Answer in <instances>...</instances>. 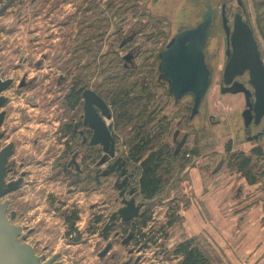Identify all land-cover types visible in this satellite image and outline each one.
I'll return each instance as SVG.
<instances>
[{"label":"rangeland","instance_id":"obj_1","mask_svg":"<svg viewBox=\"0 0 264 264\" xmlns=\"http://www.w3.org/2000/svg\"><path fill=\"white\" fill-rule=\"evenodd\" d=\"M6 1L0 0V64L2 74L14 78L27 74L29 79L34 76L37 78L35 89L27 86L20 90L10 89L5 92L11 97L6 126L9 127L10 139L14 140L17 146L16 158L25 155L29 158L28 163H30L25 167L29 175L26 176L24 185L4 196L10 198L7 216L11 217L10 213L15 212V216L10 219L11 223L36 228V232L29 234L27 240L33 244L37 252L49 255L53 251H59L61 258L68 261L69 264H98L97 240H92L96 236H89L86 233L83 236L84 240L75 245L62 234L66 225L61 217L65 208L61 207L60 196L65 193L67 185L62 187L60 182L58 183V181H64L65 176L59 168L58 159L61 158L59 149L62 147L60 146L62 141L56 136L57 130L55 128L58 127L57 125L63 117L64 119L67 116L72 117V115H78L82 111L79 106L73 114L69 112L66 115L58 112V103L55 99L61 94L53 92L52 96L51 94L48 95L49 86L51 85L53 88L55 78L64 69L68 80L65 85L83 84L95 91L102 92V95L113 104L118 142L124 144L127 150L135 144L146 141L148 144L143 151L145 154L152 150L158 151L160 149L167 152L172 150L170 131L175 123L174 117H178L179 112L185 113L186 111L184 108L168 106L166 117L170 118L166 122L170 123L172 128L170 130L165 127L159 132L156 120L160 118V114H156L150 120L147 119V112L152 108V99H155L157 92L144 91L136 86L139 76L135 72L129 73L121 65L120 55L124 50L117 48V42L114 39L107 38L113 36V33L114 36H117L114 29H117L120 35V30L122 32L127 30L131 22L141 21L144 17L140 15L142 13L140 7L147 0H68V5L64 2L63 8L58 6L59 9L55 10V13L60 15L55 16L59 23L67 18L68 24L66 27L55 26L54 29L59 31V34H55L54 37L57 36L58 39L52 41L45 39L47 33L45 28L50 27L47 24L50 23V20L46 19L43 13H41L42 17L33 18V5L37 4L39 8L47 9L49 8L48 5L57 6L62 0H46L48 5H45V0H40L41 4L37 1L32 5H30V0L21 2L25 4L24 8L22 7V15H25L26 18L22 17L20 22L17 13L20 7L14 3L2 10V4ZM197 1L198 13L195 22L201 21L203 18L205 2L211 3L215 10L214 26H212L208 38L209 52L211 51V54L212 51L217 53L212 84L203 98L198 115L193 120L194 123L197 121V129L203 132L204 143L207 142L209 145L203 150L202 145H194L189 137L187 144L181 149L180 156L178 155L175 159H163L158 174L162 181V188L152 199L145 201L144 207L149 217L144 231L153 230L147 250V264H158L162 259L160 257L162 251L167 252V256H170L167 264H178L181 260V255H176L172 251L180 241L175 237L173 228H169L168 221H174L178 214V202H175L174 199L178 197L179 181L186 178L180 173V168L184 166L183 163L185 166L193 164L191 158L184 155V151L194 149L198 155L200 153L204 157L206 154L210 157L212 155L214 160H210L206 166L213 167L216 165L217 158L220 157L217 152L212 153L215 149L217 134L226 139L224 148L227 149L237 138L252 135L264 127L263 119L260 124H251L250 127L244 129L241 117V111L245 107L243 93L223 94L219 87L225 63V34L221 22V4H226L229 25L232 23L234 12L240 11L241 7H239L237 0ZM241 1L244 17L253 29L264 61V0ZM183 3L184 0H179L176 11L171 15L172 17H166L171 21L173 20L172 23L175 25L180 24V22H187L189 19V8L186 11ZM219 27L221 31H219ZM37 28L40 29L38 37L42 41L33 43L31 38L35 37L33 31ZM99 36L102 37L101 40L104 39L101 43H99ZM51 52L54 53L53 57L56 54L59 57L44 59L39 66L36 65L42 54ZM111 57H113L112 60H109ZM33 94H36L39 99L40 107L38 108H34ZM59 116L62 118L57 123L53 124L49 120H57L56 117ZM209 117L211 120L207 119ZM13 129L16 132L12 134ZM152 133L155 135L151 138L149 134ZM7 137L9 136L7 135ZM97 156H99L98 153ZM128 163L134 174L138 175L140 172L139 165L133 164L130 160ZM202 166L205 167V163ZM109 184L110 182L103 185L101 191H97L96 196H87L84 200L82 204L84 208L82 210L83 226H87L90 221L89 218L94 213L93 210L89 209V203L97 200L99 202L97 205L100 203L103 205L107 202L108 197L113 199L115 196L116 193L111 190ZM165 184L168 185L166 188H164ZM20 195L22 196L20 197ZM37 204V209H31ZM116 205H110L109 209L103 212L108 213ZM105 208L108 207L101 206L96 211ZM20 212L22 213L20 214ZM37 218L38 220H36ZM116 247L121 249L118 245Z\"/></svg>","mask_w":264,"mask_h":264},{"label":"flooded vegetation","instance_id":"obj_2","mask_svg":"<svg viewBox=\"0 0 264 264\" xmlns=\"http://www.w3.org/2000/svg\"><path fill=\"white\" fill-rule=\"evenodd\" d=\"M25 1L27 0H7L2 4V10L7 9L11 4L15 3L16 6L21 8H19L17 12L20 22L22 17L26 18L25 15H22V7L24 8L25 4L21 3ZM37 1L41 4L40 0H30V5L35 4ZM178 1L179 0H147V2L142 4L140 7L142 11L140 15L144 17L141 21L135 20L131 22V25L127 30L123 32L122 30H120V35L118 34V30L114 29L117 36H114L113 33V36L107 37L111 40L114 39V41L117 42V48H119L120 50H124L120 55L121 65L124 69L128 70L129 73L135 72L139 76L136 86H138L139 89H143L144 91L151 90L157 92V94L155 95V99H152V108L147 112V119L150 120L156 114H160V118L156 120V124H158L157 129L159 132L162 131V129H165V127L169 128L170 130L172 128L170 123L166 122L170 118L166 117L168 115V106L173 105L176 108H184V110L186 111L185 113L179 112L178 117H174L175 123L172 130L170 131V140L173 144V148L168 152L163 151V153L171 154L166 158L172 159H175L176 157H178V155H181V149L184 145L187 144L189 137L192 139L194 145H198V143H202L201 141L205 140L202 130L199 131L197 129V121L195 123L193 122L199 112L198 110L197 113L192 114L194 100L193 95L191 93H186L184 95L176 96L172 91L170 92L171 82L168 77L164 76L165 69H163L162 67L163 52L171 46V43L174 41L177 34L183 28H194L200 22H195V18L198 13L197 0H184L183 5L185 6L186 11H188L187 8H189V19L187 20V22H180V24L178 23L177 25H175L174 23H172L173 20L171 21L167 19L166 17L171 18V15H173L176 11ZM64 2L68 5V0H62L61 3L57 6L53 4L48 5V2H46L45 0V5L49 6V8L47 9H44V7L39 8L37 4L33 5V18L38 19L42 17L41 13H43L45 18L50 20V23H47L50 25V27L45 28L47 32L45 38L46 41L58 39L57 36L54 37L55 34H59V31L54 29L55 26L66 27L68 24L67 18L63 20L62 23H59V20L55 18V16L59 15V13H55V10H58L59 7L63 8ZM208 3L209 2L204 3L203 16L206 11V4ZM237 3L238 5L239 3L241 4L239 5V7H241L240 11L243 14L244 11L242 1L237 0ZM211 7L213 10L212 23L208 29V34L202 47L205 64L209 70V84L207 90L212 84L213 68L217 56V53L215 51H212L211 54V51L209 52L208 49V38L210 37L212 26H214L213 21L215 10L213 9L212 4ZM223 11L225 16L227 17L225 3L221 4V22ZM39 31L40 29L38 28L33 31V34L35 35V37L31 38V41L33 43L42 41V39L38 37ZM219 31H221L220 27ZM99 37V43L103 42L104 39L101 40L102 37ZM228 42L229 41L225 36V63L223 65L222 77L219 83L220 91L221 88L228 87L223 83V70L227 61L225 51L227 50V48H229V51H231V46L228 45ZM53 54L54 53L52 52L44 53L42 55L40 54V60H38L36 65L39 66L41 64V61H43L44 59H50V57H53ZM58 57L59 55L56 54V56H54L53 58ZM112 58L113 57H111L109 60H112ZM111 64L112 62L110 63V65ZM0 79L1 81H10L7 87L0 92V95L5 98L4 103L0 106V111H4L3 120L0 124V150L10 143L13 144L12 153L7 158L6 162L4 184L21 178L17 187L14 188L20 189V186L24 185L26 176L29 175V173L27 172L28 170H25V167H27L30 163H28L29 158L25 155L20 156L18 159L16 158L17 146L15 141L10 139L11 134L9 133V127L7 128L6 126L7 119L9 118L8 105L11 104V97H9L5 92L9 91L10 89L20 90L27 86L35 89L37 86V78L34 76L32 79H29L27 74L21 75L19 78H14L13 76H4L2 74V66L0 64ZM234 80L241 82L245 86L251 88L247 83V71H245L241 75L236 76ZM66 81H68L67 74L63 69L55 78V84L53 85V88H56L53 89L50 85L48 91V95L51 94V96L53 92L61 94L55 99L58 103L57 111L61 114L65 113L66 115H68L69 112L73 114L74 112H76V108L79 106L81 107L82 111V113L80 112L78 115H72V117L67 116L65 119L64 117L63 119H60L62 118L61 116L56 117L57 120L49 119L53 124L61 120L55 130H57L56 136L62 141V143L60 144V146L62 147L61 149H59L61 158L58 159V163L61 173L65 176L64 181H58V183L60 182V186L62 187L67 185L65 193H63V196H60V200L62 202L61 207L65 208V210L61 214V217L66 225V229L62 234L66 236L72 244L75 245H78L82 240H84L83 236L86 233L89 234V236H96V238L92 240H97L96 254L98 264H147V250L149 249L150 243L147 236L148 232L144 230L149 219H147L144 224L139 223V221L141 217H144V215L148 216V214L144 210V207L145 201L149 199L144 198V196L140 192V172L138 173V175L134 174V172L130 169L128 163L130 160L133 164H138V168L141 171L140 159H135L136 153L133 147L126 150L124 144L119 143L116 138V119H114L115 115L114 108H112V102L107 100L102 95L103 93L99 90L95 91L94 89L83 84L74 85V83H71L69 85H65ZM140 81L141 83L139 84ZM85 88L94 90L102 98L103 102L107 106L109 117H106L99 107H97V112L112 137L114 147L113 155L105 151L101 144L89 143V140L91 139V136L93 134V129L84 120V98L82 92ZM132 88H134V86ZM203 98L201 100L200 106L202 104ZM32 99L35 100V103L33 104L35 106L34 108L40 107V103L38 102L39 99L36 94H33ZM51 101L53 102V100ZM207 119L211 120L210 117ZM244 129L246 128L244 127ZM15 132L16 130L13 129L11 133L13 134ZM7 135L9 137H7ZM154 135V133L149 134V137L152 138V136ZM97 153L99 156H97ZM104 156H106L105 161L100 163L99 161ZM185 156L187 158H191V160H193L194 158V155L192 156L189 153L185 154ZM119 162H122L121 167L119 166ZM123 167L126 169V172L123 175H120L121 168ZM104 170H110V172L106 175H103L102 172ZM125 176L126 180L119 188L117 185L122 183ZM103 179H105V181H103ZM108 182H110L109 185L111 190L115 191V196L113 197V199H111V197H108L106 199L107 202H105L103 205L101 203L100 205H97L99 204L97 200H93L91 203H89L88 207L90 210H93L94 213L89 218L90 221L88 222L87 226H83L82 224L84 222V219L82 218V210L84 208L82 204L84 200L87 196H96L97 191H101L103 185H106ZM9 192H6L3 196H1L3 198L0 197V202L7 200V215L9 210L10 198H6L4 196ZM21 196L22 195H20V197ZM131 198L134 199L136 204H140L138 214L134 218H130L128 220H122L118 214L111 218V215L124 205L123 201L129 200ZM113 204L117 205L108 213L103 212L109 209L110 205ZM101 206H105L108 208L96 211L97 208ZM37 208L38 204L34 205L31 209L35 210ZM21 213L22 212H20V214ZM52 213L54 212L52 211ZM10 214H13V216H15V212H12ZM9 218L11 219L12 217ZM36 220H38V218ZM19 226H21L22 228L17 238L21 242L30 244L33 247L34 253L40 257V262H46L47 260L55 256L52 261L53 263L69 264L68 261L61 258L59 251H53L49 255L37 252L33 244L29 243L27 240L29 234L36 232V228L34 226L27 227V225L22 224H20ZM89 241H91L90 238ZM108 244H110L109 248L105 252H103ZM117 245L120 246L121 249H117ZM160 257L162 259L158 262V264H167L170 258V256H167V253H165V251L161 252Z\"/></svg>","mask_w":264,"mask_h":264},{"label":"water","instance_id":"obj_3","mask_svg":"<svg viewBox=\"0 0 264 264\" xmlns=\"http://www.w3.org/2000/svg\"><path fill=\"white\" fill-rule=\"evenodd\" d=\"M239 5H241L239 3ZM212 7L206 4V11L197 26L194 28H183L175 37L171 46L163 52L162 67L165 69L164 76L171 82L170 92L176 96L191 93L193 95L192 114L199 110L202 98L204 97L209 84V70L206 67L203 53L208 29L212 23ZM222 27L231 46L225 51L227 61L223 70V83L228 87L221 88V93H243L245 107L241 111L242 122L245 128L251 124L258 125L264 118V61L261 51L249 21L243 16L241 11H236L233 15L232 25L228 24V19L222 15ZM248 73L247 83L251 88L243 83L234 80L238 75ZM9 80L1 81L0 92L7 87ZM84 98V120L93 129V134L89 143L101 144L103 149L113 155V140L104 125L103 120L97 112V107L102 113L109 117L107 106L102 98L92 89L85 88L82 92ZM5 98L0 95V106ZM4 111H0V124L3 120ZM264 133V128L252 135H246L248 140H256L259 135ZM13 144L10 143L0 150V197L17 187L20 179L4 184V175L7 158L12 153ZM106 156L101 158L100 163L104 162ZM121 159V158H118ZM122 162H119L121 167ZM110 170H104L106 175ZM126 169L121 168L120 175ZM121 184L117 186L120 188ZM124 205L112 215L118 214L122 220L134 218L139 211L140 204H136L134 199L123 201ZM7 200L0 202V264H58L53 263V256L46 262H40L33 247L30 244L21 242L17 237L21 232V226L10 222L6 214ZM13 214H11V217ZM106 246L103 252L109 248Z\"/></svg>","mask_w":264,"mask_h":264},{"label":"crops","instance_id":"obj_4","mask_svg":"<svg viewBox=\"0 0 264 264\" xmlns=\"http://www.w3.org/2000/svg\"><path fill=\"white\" fill-rule=\"evenodd\" d=\"M215 140L216 165L206 166L214 158L200 153L180 168L186 178L179 181L178 214L169 228L179 241L193 238L210 264H264V133L256 140L237 138L229 149L224 137ZM204 141L198 143L203 150L209 145ZM255 146L263 154L241 169L240 158Z\"/></svg>","mask_w":264,"mask_h":264},{"label":"trees","instance_id":"obj_5","mask_svg":"<svg viewBox=\"0 0 264 264\" xmlns=\"http://www.w3.org/2000/svg\"><path fill=\"white\" fill-rule=\"evenodd\" d=\"M146 144V141L135 144L133 149L135 150V159H140L141 171H140V192L146 199H152L160 190L162 186V181L159 177V169L162 165V161L164 158L171 155L170 153H161L163 151L152 150L148 153H143ZM227 149H229L227 147ZM191 154L192 156L196 155V151L194 149H188L184 151L185 154ZM263 152L260 146H255L251 149V155L243 156L239 160V167L244 169L245 166L251 161V157L253 155L259 156L262 155ZM185 166V164L183 163ZM249 181L252 182L253 177L246 174ZM149 217L144 215L141 217L139 223H145ZM169 224L173 221L169 220ZM174 254L181 255V260L178 264H210L209 259L205 252L194 243L193 238H185L177 243V245L172 250Z\"/></svg>","mask_w":264,"mask_h":264},{"label":"built area","instance_id":"obj_6","mask_svg":"<svg viewBox=\"0 0 264 264\" xmlns=\"http://www.w3.org/2000/svg\"><path fill=\"white\" fill-rule=\"evenodd\" d=\"M152 233H153V230H151V231H149V232L147 233V236H148L149 241H150V238H151ZM166 253H167V252H166Z\"/></svg>","mask_w":264,"mask_h":264},{"label":"bare ground","instance_id":"obj_7","mask_svg":"<svg viewBox=\"0 0 264 264\" xmlns=\"http://www.w3.org/2000/svg\"><path fill=\"white\" fill-rule=\"evenodd\" d=\"M7 214V213H6ZM11 222V221H10Z\"/></svg>","mask_w":264,"mask_h":264}]
</instances>
